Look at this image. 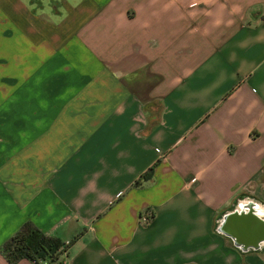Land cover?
Returning <instances> with one entry per match:
<instances>
[{
	"label": "crops",
	"instance_id": "1",
	"mask_svg": "<svg viewBox=\"0 0 264 264\" xmlns=\"http://www.w3.org/2000/svg\"><path fill=\"white\" fill-rule=\"evenodd\" d=\"M253 202L264 0H0V264H264Z\"/></svg>",
	"mask_w": 264,
	"mask_h": 264
},
{
	"label": "trees",
	"instance_id": "2",
	"mask_svg": "<svg viewBox=\"0 0 264 264\" xmlns=\"http://www.w3.org/2000/svg\"><path fill=\"white\" fill-rule=\"evenodd\" d=\"M151 169L152 167L147 169L141 175V178L148 177L151 174ZM81 233L82 231L66 242L58 236L45 233L33 222L27 221L6 240L2 250L12 264L17 263L24 257L38 260L57 256L66 251L79 238Z\"/></svg>",
	"mask_w": 264,
	"mask_h": 264
},
{
	"label": "built area",
	"instance_id": "3",
	"mask_svg": "<svg viewBox=\"0 0 264 264\" xmlns=\"http://www.w3.org/2000/svg\"><path fill=\"white\" fill-rule=\"evenodd\" d=\"M157 150H160V148H157ZM256 207L261 212V214L264 215V202H256ZM34 261L38 264H67V252L63 251L57 256H50Z\"/></svg>",
	"mask_w": 264,
	"mask_h": 264
},
{
	"label": "water",
	"instance_id": "4",
	"mask_svg": "<svg viewBox=\"0 0 264 264\" xmlns=\"http://www.w3.org/2000/svg\"><path fill=\"white\" fill-rule=\"evenodd\" d=\"M241 206H243V204H241ZM254 206L256 207V202H253V203L250 204V207H249L251 209L250 212H247V213L243 212L242 213V212H239L238 210H233L232 214H234V215H237V214H240V215L247 214L248 216L249 215L250 216H253V218L256 219V221H257L256 222V229L255 230L257 231L258 229H260L262 231V233H263L259 237V239L261 240V239H264V219H262V218L259 217L260 211L258 210L257 207L254 208ZM260 230L257 233L260 234L261 233Z\"/></svg>",
	"mask_w": 264,
	"mask_h": 264
},
{
	"label": "rangeland",
	"instance_id": "5",
	"mask_svg": "<svg viewBox=\"0 0 264 264\" xmlns=\"http://www.w3.org/2000/svg\"><path fill=\"white\" fill-rule=\"evenodd\" d=\"M247 194H244L243 196L241 195L240 198H243V197H246ZM239 200H235V203L233 204V207L237 206V203H238Z\"/></svg>",
	"mask_w": 264,
	"mask_h": 264
},
{
	"label": "bare ground",
	"instance_id": "6",
	"mask_svg": "<svg viewBox=\"0 0 264 264\" xmlns=\"http://www.w3.org/2000/svg\"><path fill=\"white\" fill-rule=\"evenodd\" d=\"M260 214H261V212H260Z\"/></svg>",
	"mask_w": 264,
	"mask_h": 264
}]
</instances>
